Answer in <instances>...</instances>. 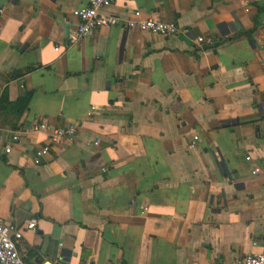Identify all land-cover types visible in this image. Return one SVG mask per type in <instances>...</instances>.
<instances>
[{"label": "crops", "instance_id": "1", "mask_svg": "<svg viewBox=\"0 0 264 264\" xmlns=\"http://www.w3.org/2000/svg\"><path fill=\"white\" fill-rule=\"evenodd\" d=\"M87 4L0 0V219L19 229L37 221L23 234L25 263L258 255L264 0H114L106 14L174 23L178 34L120 26L70 46L72 12ZM40 125L76 133L51 144L33 132Z\"/></svg>", "mask_w": 264, "mask_h": 264}, {"label": "built area", "instance_id": "2", "mask_svg": "<svg viewBox=\"0 0 264 264\" xmlns=\"http://www.w3.org/2000/svg\"><path fill=\"white\" fill-rule=\"evenodd\" d=\"M88 4L85 8L78 9L72 12V17L77 21L75 32L72 36L67 38L68 45L75 46L80 40L90 37L97 30L112 29L116 27H126L128 30H137L148 33L150 35L159 36L161 38H169L178 34V29L172 24H165L151 19L141 20L138 22H124L121 19L108 15L105 13L114 0H87ZM135 18L140 17V13L134 14ZM204 40L198 38L197 42L200 44ZM57 51V49H55ZM47 131L50 133L49 139L51 144L59 143L65 138H71L76 133L75 127H70L65 130H51L45 125L35 127L33 132L39 133ZM17 135L13 136L12 142H18ZM50 147L46 146L35 152L32 160V165L40 166L41 160L49 155ZM4 153L8 155L11 153L10 148H5ZM256 176L259 170L254 171ZM37 226L36 220L27 222L23 228H16L10 226L0 219V264H26V251L22 247V239L24 232H33ZM235 264H264V241L261 245V252L258 255L245 256L239 259Z\"/></svg>", "mask_w": 264, "mask_h": 264}, {"label": "trees", "instance_id": "3", "mask_svg": "<svg viewBox=\"0 0 264 264\" xmlns=\"http://www.w3.org/2000/svg\"><path fill=\"white\" fill-rule=\"evenodd\" d=\"M259 12H260V11H259ZM256 25H257V24H256ZM244 35L247 36V37H249V38H251L252 32H247V33H245ZM29 72H31L30 69L27 70L26 73H29ZM1 100H2V101H1V104H0V105L2 106V104L4 103V101H6V100H5V96H3ZM24 104H26V101L23 100V99H21V100L18 101L13 107H16V108L20 109V107H22V105H24Z\"/></svg>", "mask_w": 264, "mask_h": 264}, {"label": "water", "instance_id": "4", "mask_svg": "<svg viewBox=\"0 0 264 264\" xmlns=\"http://www.w3.org/2000/svg\"><path fill=\"white\" fill-rule=\"evenodd\" d=\"M67 35H68V32L66 31V34L64 35L65 36V40L67 39ZM65 42H66V44H68L67 41H65Z\"/></svg>", "mask_w": 264, "mask_h": 264}]
</instances>
